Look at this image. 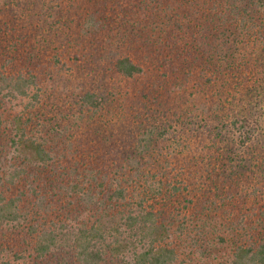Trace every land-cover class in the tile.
<instances>
[{"label":"trees","instance_id":"trees-1","mask_svg":"<svg viewBox=\"0 0 264 264\" xmlns=\"http://www.w3.org/2000/svg\"><path fill=\"white\" fill-rule=\"evenodd\" d=\"M41 1L35 31L58 21L56 0ZM67 1L52 58L61 70L59 57L81 60L72 82L43 88L29 45L24 65L0 59V264H175L181 249L216 257L227 245L220 264H264V116L250 100L224 109L199 81L213 69L223 85L216 74L230 69L225 34L208 24L234 19L264 43V0H129L121 8L139 13L120 33L99 1ZM190 165L200 174L185 181Z\"/></svg>","mask_w":264,"mask_h":264},{"label":"rangeland","instance_id":"rangeland-1","mask_svg":"<svg viewBox=\"0 0 264 264\" xmlns=\"http://www.w3.org/2000/svg\"><path fill=\"white\" fill-rule=\"evenodd\" d=\"M15 1L16 2L21 1V6L24 7L22 9L21 7L20 8L16 7L14 3ZM83 1L84 0H80L79 2L82 3ZM97 1H99L101 7L103 8L100 13L104 15V21L107 24L106 28L114 33H120L121 30L126 29L127 23L121 22V19L124 15L132 11L131 14L126 15L124 18L128 16H132V19H135L137 17V14L139 13L137 6L135 7L131 6L133 8L132 10V8L129 6L130 5L129 0H97ZM130 1L134 2L136 0H130ZM123 3H129V5L121 8L120 4ZM47 4L52 6V9H50V13L53 14L54 17L53 19L57 18L58 21L54 23L53 26H47L46 29L43 28L35 31V28L34 29L32 28L36 25L38 18L30 17L28 16V14H31L33 16L34 12L40 11L42 5L44 9H46L48 7L46 6V3L42 2L41 0H0V59L2 62H5V60L12 61L6 66V69L9 68L11 65L13 66V64L24 65L23 63H21L22 59H24L22 57L24 56L23 55L24 51L26 50V48H28V45L32 48L35 47V49L38 51L37 59H35V61L32 62L31 64L28 63L26 64L30 69L39 73L40 81H41L40 85L43 88L47 85V83L49 87V84H51V82H55V79L56 80L58 79L57 77L61 79V84L69 83V81L72 82V80H70L69 78L78 76V73H76V71L78 72L76 67L78 63L81 64V60L77 62H72V59L68 60L67 56L59 57L62 60V62L63 61L66 62L67 67L65 69L61 70L60 68H58L60 67L59 65L54 64L52 56L54 54L61 55L59 52L61 37L67 36L65 30L66 27L63 25V21L65 19L68 20L64 16L66 15V12L70 7H69V2L67 0L66 1L56 0L53 1V3H47ZM14 10H16V12H14ZM190 13L191 11H189V14ZM48 15L49 13L46 14L47 19H48ZM71 17L75 18L73 15ZM65 22L68 23L71 27H73V29L75 27H78L76 19L72 23H69L68 21ZM78 28H75L76 31L78 32L77 36H79ZM207 28L212 29L216 33L223 32L225 34L224 36H221L220 39L222 40H218V41L221 42L220 45L222 47L224 46L222 48L223 52H225V48H227V52H228L227 55H229L231 71L230 69H225V70L221 69V71L218 74H216V75L221 74L220 76L224 75L225 77L224 83L223 85H221L220 84L221 81L220 82L217 81L213 69H209L207 78H210L211 80L208 82L203 78H200L199 80L205 89L204 91L207 92L210 98L216 99L215 102L218 101L219 104L224 107V109H226L228 106H231L234 107L238 113L243 112L245 106H248L247 102H249L250 100L253 104H255L254 107L251 109L255 112H257V110L262 112L264 116L263 40L259 41L260 39L259 35L253 32L249 27H247L248 31L246 32L245 27L239 26L234 19L221 20L218 17V15L213 18V20L208 24ZM216 33L215 36L219 38V36L216 35ZM245 33H249V34L254 33V34L251 37H249ZM235 39H238L236 41L237 43H235ZM68 43H69V47H71L72 46V44L70 45L71 42ZM192 46L194 49L193 50L194 54L198 52L196 54H198L199 56L200 53L203 52V50L199 49L197 44L195 46L194 45ZM203 55L204 54H201V56ZM250 56H253V58H250ZM214 58L215 57L213 56V59ZM254 58L255 60H253ZM189 62L190 63L192 62L191 59ZM210 64L212 65V63ZM107 66L108 68L107 69L104 68V69L108 74V80H107L108 84L116 85L118 82V77L115 76L112 70L110 69L109 62H107ZM192 66L195 69L193 71H195V74L197 76L198 74L197 72H199L200 65L195 63ZM68 67H70V70L68 69ZM100 67L103 68V66ZM79 70L81 71V69ZM66 76L69 78H67ZM229 77L231 78L228 79ZM195 81H197V79H195ZM203 87H201L200 90H202ZM215 92H217L219 96ZM230 100H231V104H230ZM22 102L24 103L25 101L24 100L18 101L17 103H15V105L13 104L11 106L9 104L7 107V111L18 110L23 108ZM109 105H111V103H109ZM68 107L69 105L67 106V108ZM115 112H117V109L115 110ZM4 114L6 115H2L3 118L9 115V113L7 112H5ZM116 116H118V113H112V114L109 113L107 118L116 117ZM33 120H35V122L37 121L35 117L33 118ZM76 120L77 119L73 118V121ZM96 121H98V124H95L94 121H92L91 123L77 122L78 123L77 127L82 132H87V131L89 132L93 130L94 127L97 126L99 127L101 125L102 122L101 120L100 121L96 120ZM80 126H83L84 128ZM75 127L76 126L72 127V131L74 130ZM263 128H264V124H263ZM1 130L2 128L0 127V132ZM244 149L246 150L247 148ZM183 156H185V154ZM175 166L177 167L179 165L176 164L175 162ZM184 168H186V166H184ZM193 168H195V166L190 165L189 170L186 169L188 175L187 176L179 175L178 178L182 179L184 176L185 181L188 180L192 181L198 178L200 174L199 172L200 170H193ZM170 172H173V170ZM201 173H202L201 175L202 179L208 181L209 179L206 180L205 178L208 175V173H206L205 171H202ZM247 205H249V201H247ZM224 249H227L226 251L228 252L229 249L231 250L230 246L227 245V247L224 246L218 249L221 252L217 253L216 257H214L213 254H209V256L202 258H199L197 256V253L195 251H192V249L190 251H188V249L186 251L184 249H181L179 252L181 261H177L175 264H220L221 260H223V256L227 255ZM222 252H224V255L222 254ZM187 256L190 259H188Z\"/></svg>","mask_w":264,"mask_h":264}]
</instances>
